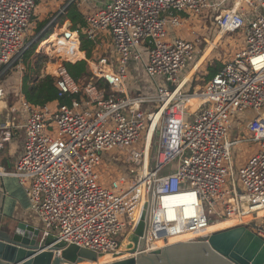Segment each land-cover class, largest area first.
Here are the masks:
<instances>
[{"label": "built area", "instance_id": "obj_1", "mask_svg": "<svg viewBox=\"0 0 264 264\" xmlns=\"http://www.w3.org/2000/svg\"><path fill=\"white\" fill-rule=\"evenodd\" d=\"M38 1L0 0V98L14 89L19 116L0 125V150L15 132L24 134L21 157L11 171L0 166V177L19 181L36 227L67 245L111 254L130 240L148 203L136 244L144 238L145 252L156 250L151 241L165 247L172 236L226 219L256 229L264 241V0H101L97 9L86 1L85 26L63 27L38 51L85 60L91 81L75 82L58 68V98L42 107L25 101L16 76L24 71ZM196 20L222 34L241 31L243 41L203 88L191 91L184 72L208 41L178 32ZM80 34L93 46L90 59ZM131 63L145 78L134 80V89L127 84ZM65 97L69 104L59 102ZM241 122L248 137L229 139L230 125ZM241 142L258 149L234 170L231 150ZM119 150L127 153L124 174L115 177L109 168L113 174L99 178L101 155Z\"/></svg>", "mask_w": 264, "mask_h": 264}, {"label": "water", "instance_id": "obj_2", "mask_svg": "<svg viewBox=\"0 0 264 264\" xmlns=\"http://www.w3.org/2000/svg\"><path fill=\"white\" fill-rule=\"evenodd\" d=\"M70 27L68 22L65 28ZM64 35L68 37L69 32ZM147 210L148 203L130 237L135 245L146 231ZM144 245V238L139 239L136 256L107 264H264L263 239L256 229L242 224L213 232L204 240L179 242L150 252L144 251ZM97 257L95 252L67 245L52 234L42 233L35 225L19 222L5 227L0 224V264H79Z\"/></svg>", "mask_w": 264, "mask_h": 264}, {"label": "rangeland", "instance_id": "obj_3", "mask_svg": "<svg viewBox=\"0 0 264 264\" xmlns=\"http://www.w3.org/2000/svg\"><path fill=\"white\" fill-rule=\"evenodd\" d=\"M70 1L75 3V5L79 11H85L87 8H86V5L84 2L87 1L88 2L87 5L89 7L93 8V9H97L99 6L98 2H100L101 0H44L43 2H40L41 6L39 8H36V17L40 16L41 20L40 21H34V19L32 20V25L28 31L27 36H26V42H28L30 44H37V48L35 50V55H36V53H42L43 55L48 57L47 62L43 68L44 74L54 76L55 74H53V73H55V71H57V69H56L57 66L59 65V67L61 66V68H63L62 63L65 61H63L61 58L57 57L51 51L46 53L45 49H43V48L39 49V51H38V46H39V41H40L39 35L43 30H47V29L51 30L52 34H54V33L59 34L61 32L62 28L66 27V25L69 21L67 20V21H64L63 23L61 21L62 20L61 17L64 14H61L60 16H56V15L58 13H60ZM38 4H39V2L37 3V5ZM40 26L43 27V30L38 31ZM70 29H71V27H70ZM192 31H195V33H198V35L200 36L201 39H205L208 41V43L202 42V44L200 46L201 53L197 57V61L202 58L205 51L211 47L212 43H215V46H212V48H210L211 49L210 54L206 57V59L201 64L199 69L192 75L191 79L189 80V82L187 84L188 86L186 85V89L189 87L191 91L198 90V89H201L204 87V85L206 83L205 77L208 73L207 67L209 65H214V64L223 65V63L226 60L230 59L232 54L237 49L240 48V46L242 45V41H243L241 31H238L237 33H234V34H230V33L222 34L219 30L215 29V27H212L209 24L200 23L199 20H196L192 24H190L187 27V29H185L184 32L183 31L178 32V35L180 37L189 38L188 36H191ZM183 34H184V36H183ZM207 35L209 37H207ZM218 36H219V39H217ZM50 47H52V46L50 45ZM33 57H35V56H33ZM33 57L31 59H34ZM197 61L195 63H197ZM23 65H24V63H23ZM191 67H192L191 64L188 63L187 68H186L184 73L189 72ZM127 72H128V77H129L127 84L131 87V89H134V87L136 85V83L133 82L134 80L142 79V82H143V80L145 81V78L143 77V73H142L138 64L131 63L127 68ZM23 75H24V71L22 73V77H21L20 73L16 74V76L19 77V79L20 78L22 79ZM198 85H199V87H198ZM184 121H188V117L185 116ZM233 127L234 126L230 125V127H229L230 132L232 131ZM230 132H229V139H232ZM239 136L241 137L242 135H239ZM240 137H237V138H240ZM250 145H254V143H243V142H241L232 148L231 152H232V161H233L234 170H237V162L244 160V157L246 155L245 151L247 148H249ZM126 154H127L126 151H122V150H119L117 152H112V153H103L101 155V166L96 169V172H97L99 178L104 174H106V175L113 174L112 171L109 170V168H113V171L115 173L113 175L115 177L118 174H121V175L124 174V169L126 166V163H125ZM226 179H228V178H226ZM105 183H106V181H105ZM106 186H109V183H107ZM142 201L143 200L141 199V202ZM138 213H139V208L136 209L132 213V217L137 218ZM30 219L33 220V222H34V223L33 222L31 223L32 225L33 224L35 226L41 225L39 219L35 215H31ZM235 225H238V224H235ZM235 225H232V226H235ZM232 226H230V227H232ZM225 227H228V222H220L217 224L207 226V228L205 230H202L200 233H206L204 235H207V232L209 234L213 231H216V230H219V229H222ZM203 236H200V237H203ZM200 237L184 239V240H180V242L195 241V240L199 239ZM178 242H175V243H178ZM171 244H174V243H171ZM116 257L117 256H114L115 259H116ZM127 257H131V256H127Z\"/></svg>", "mask_w": 264, "mask_h": 264}, {"label": "crops", "instance_id": "obj_4", "mask_svg": "<svg viewBox=\"0 0 264 264\" xmlns=\"http://www.w3.org/2000/svg\"><path fill=\"white\" fill-rule=\"evenodd\" d=\"M43 1L44 0H39V4L36 8H39L41 6L40 2ZM33 19L34 21L41 20L40 16L36 17V10ZM217 39H219V36ZM212 46H215V43H212L210 48H212ZM210 48H208L202 58L195 63V68H191L190 71L187 72L185 75L187 79L189 78L190 80L192 75L199 69L206 57L210 54ZM58 68H61V66L59 67L58 65L56 69ZM14 88L18 90L19 86H14ZM13 90L10 88L6 92V95L0 98V125L9 126L18 122L19 116L14 112L17 107L18 98L14 95L15 93ZM243 126L244 124L241 122L239 126H236L237 128L233 127L230 132L232 139H237V137H240L239 135H242L241 137H248L245 127ZM15 135L16 136L9 143H6L0 150V166L7 171L14 169L16 162L19 160L23 152L24 134L21 130H18L15 132ZM257 149L258 145L256 143L250 145L245 151L246 155L244 160L237 162V167L244 165ZM31 215L33 214L29 211L28 199L24 189L19 184V181L11 176L0 177V224L5 227L7 225L12 227L19 222L31 224L33 222V220L30 219Z\"/></svg>", "mask_w": 264, "mask_h": 264}, {"label": "trees", "instance_id": "obj_5", "mask_svg": "<svg viewBox=\"0 0 264 264\" xmlns=\"http://www.w3.org/2000/svg\"><path fill=\"white\" fill-rule=\"evenodd\" d=\"M62 14H64L61 17L62 23L68 20L71 23L72 30L85 26L84 16L78 10L75 3L71 2L67 5ZM41 30H43L42 26L39 27L38 31ZM51 34V30H43L39 35L40 41L48 38ZM54 37L55 36L51 38V41L55 39ZM80 41V50L85 53L87 59H90L93 50L92 44L86 40L82 34H80ZM36 48L37 44H31L22 57L25 66L23 65L24 75L22 78L21 92L26 102L34 106L42 107L57 100L58 93L55 88L56 78L52 75L44 74L43 72L48 57L42 53H36L35 55ZM32 57L34 59H31ZM62 66L70 78L75 82L86 84L91 81L92 75L89 72V67L85 60L77 61L75 63L63 62ZM221 68L222 65L220 64L209 65L207 67L208 73L205 77L206 82L209 81ZM96 86L98 88H103L104 81L102 79L97 80ZM69 101V97L59 99L61 104H69Z\"/></svg>", "mask_w": 264, "mask_h": 264}, {"label": "bare ground", "instance_id": "obj_6", "mask_svg": "<svg viewBox=\"0 0 264 264\" xmlns=\"http://www.w3.org/2000/svg\"><path fill=\"white\" fill-rule=\"evenodd\" d=\"M236 6H237V4L235 5V7ZM191 68H195V64ZM188 81H189V78L187 79L185 76L184 83L188 82ZM139 215H140V210H139L137 218L139 217ZM246 219H248V218H245L244 220H246ZM220 222H228V227L235 225L237 223V221L234 219H226V220H222V221L213 222L210 225L217 224ZM228 227H225V228H228ZM225 228H222V229H225ZM222 229H219V230H222ZM219 230H216V231H219ZM216 231H213V232H216ZM213 232H211V233H213ZM211 233L208 234V232H207V235H210ZM204 234H206V233L198 232V233H185V234L172 236L169 238V243H170V245H171V243L175 244V242H178V241L180 242V240L190 239V238H194V237H200V236H203ZM186 242H195V241H186ZM162 245L163 244H162L161 240H156V241L149 242L147 246L149 247V249L153 250V249L161 248ZM136 250H137V248H136L135 243L133 241L127 239L121 244L120 248L116 252L111 253V254H99L97 259L90 260V261H84V262L79 263V264H105V263L107 264V263H111L114 261L126 259L127 256H130V254ZM114 256H117L118 258L116 257V259H115Z\"/></svg>", "mask_w": 264, "mask_h": 264}]
</instances>
